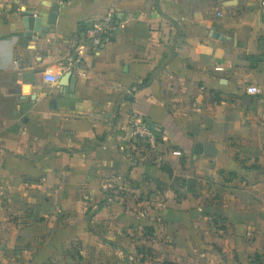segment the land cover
Instances as JSON below:
<instances>
[{
	"label": "crops",
	"instance_id": "0c3cea01",
	"mask_svg": "<svg viewBox=\"0 0 264 264\" xmlns=\"http://www.w3.org/2000/svg\"><path fill=\"white\" fill-rule=\"evenodd\" d=\"M11 35L0 264H264L261 0H0ZM133 110L160 135L140 159Z\"/></svg>",
	"mask_w": 264,
	"mask_h": 264
},
{
	"label": "built area",
	"instance_id": "2783aa9c",
	"mask_svg": "<svg viewBox=\"0 0 264 264\" xmlns=\"http://www.w3.org/2000/svg\"><path fill=\"white\" fill-rule=\"evenodd\" d=\"M55 1L58 3L63 2V0ZM261 5L264 6V0H261ZM115 28L116 26L113 24L111 15H107L86 29L85 38L87 42H90V47L98 49L105 44L109 34ZM247 92L256 95L260 94L262 90L258 86L251 85L247 88ZM129 124L131 128L130 143L134 152L137 153L138 159L157 150L160 140L159 132L144 115L133 110L130 115Z\"/></svg>",
	"mask_w": 264,
	"mask_h": 264
},
{
	"label": "clouds",
	"instance_id": "9594fccd",
	"mask_svg": "<svg viewBox=\"0 0 264 264\" xmlns=\"http://www.w3.org/2000/svg\"><path fill=\"white\" fill-rule=\"evenodd\" d=\"M23 11V9H21ZM19 28L16 24L11 25V31L13 33L18 32ZM32 51V46L26 50ZM19 53V40L17 35H11L6 39L0 40V67L5 70H11L17 63V57ZM59 70L56 68L48 69V73H57Z\"/></svg>",
	"mask_w": 264,
	"mask_h": 264
},
{
	"label": "water",
	"instance_id": "95a60500",
	"mask_svg": "<svg viewBox=\"0 0 264 264\" xmlns=\"http://www.w3.org/2000/svg\"><path fill=\"white\" fill-rule=\"evenodd\" d=\"M58 10V6L57 5H55V7H54V11H53V13L50 15V19H49V22L50 23H55V20H56V17H57V11ZM34 22H36V25L37 26H39L40 25V22H39V19L38 20H33V18H30V29L28 30V25H26L25 24V27L27 28V32H26V34H25V36L27 37V38H30L33 34V23ZM46 27V29H47V26H45ZM45 29V30H46ZM203 150H205L206 151V148H204L202 145H199V144H196V146H195V151L196 152H202ZM207 152V151H206Z\"/></svg>",
	"mask_w": 264,
	"mask_h": 264
}]
</instances>
